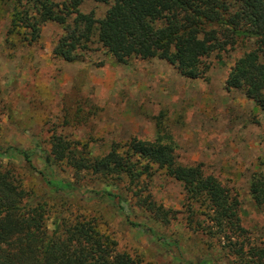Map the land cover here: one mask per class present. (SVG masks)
Instances as JSON below:
<instances>
[{"label":"rangeland","instance_id":"obj_1","mask_svg":"<svg viewBox=\"0 0 264 264\" xmlns=\"http://www.w3.org/2000/svg\"><path fill=\"white\" fill-rule=\"evenodd\" d=\"M17 4L0 0V146L30 154L31 167L13 159L15 172L22 188L50 207L48 229L51 212L65 210L93 220L117 251L141 264H238L226 253L227 246L196 226L207 224L200 209L195 205L189 212L180 184L162 171L142 178V190L107 181L114 185L106 190L119 196L118 201L100 191L105 186L98 176L75 173L50 151L53 135L88 157L101 156L131 138L159 139L173 146L179 164L201 163L206 174L229 189L247 232L244 241L264 247V203L256 205L249 193L250 182L264 178V113L241 91L224 88L230 66L252 48V39H237L212 53L204 60L206 73L196 79L181 76L158 58L115 63L94 39L79 59L67 62L51 54L62 33L60 25L44 22L32 43L24 38L23 28L11 27ZM105 9L92 0L78 5L80 12H92L96 19ZM5 162L0 155V164ZM44 176L70 182L72 190L52 196ZM146 195L174 211V218L167 223L156 219L138 201Z\"/></svg>","mask_w":264,"mask_h":264},{"label":"trees","instance_id":"obj_2","mask_svg":"<svg viewBox=\"0 0 264 264\" xmlns=\"http://www.w3.org/2000/svg\"><path fill=\"white\" fill-rule=\"evenodd\" d=\"M80 1L16 0L11 27L23 28L24 38L32 43L44 22L60 25L62 33L51 54L67 62L79 59L94 39L115 63L158 58L188 79L204 76L208 69L204 60L212 53L237 39H252V48L230 66L224 88L241 91L264 113V0H92L106 5L97 19L92 12L78 10ZM50 148L54 159L64 161L75 173L98 176L105 186L100 191L118 201L119 196L106 190L114 185L107 181H124L126 188L141 189L142 178L162 171L180 184L187 210L193 213L195 205L200 209L207 224L196 222L197 227L206 228L227 246L226 253L238 264H264V247L244 241L247 232L233 194L215 176L206 174L201 163L179 164L170 143L131 138L122 146L112 145L101 156L88 157L53 135ZM0 155L6 159L0 164V264H141L117 251L114 241L81 214L53 210L48 229L45 218L50 207L22 188L15 172L13 159L31 167L30 154L7 145L0 146ZM43 181L52 196H66L72 190L71 183L60 178L44 176ZM249 193L256 205L264 203L262 176L250 182ZM138 201L161 222L174 218V211L155 205L148 195Z\"/></svg>","mask_w":264,"mask_h":264}]
</instances>
